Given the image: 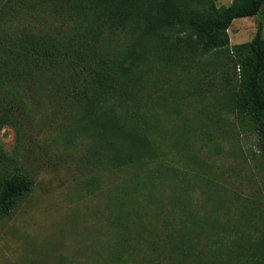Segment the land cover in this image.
<instances>
[{"label": "rangeland", "instance_id": "rangeland-1", "mask_svg": "<svg viewBox=\"0 0 264 264\" xmlns=\"http://www.w3.org/2000/svg\"><path fill=\"white\" fill-rule=\"evenodd\" d=\"M22 22L42 31L58 26L46 15ZM259 23L264 27V9L234 20L231 45L250 41ZM128 43L120 32L100 53L112 63ZM236 73L214 53L178 66L153 64L135 95L155 130L152 159L120 167L91 136H69L75 117L64 89L34 91L16 129L0 128V178L16 164L33 181L31 192L0 217V264H175L179 253L191 255L179 264H233L215 255L211 228L245 231L232 208L244 205L242 198L264 205L256 137L223 107L222 95L237 87ZM216 192L238 201L217 202Z\"/></svg>", "mask_w": 264, "mask_h": 264}, {"label": "trees", "instance_id": "trees-1", "mask_svg": "<svg viewBox=\"0 0 264 264\" xmlns=\"http://www.w3.org/2000/svg\"><path fill=\"white\" fill-rule=\"evenodd\" d=\"M263 9L264 0H232L229 6H219L217 0H0V128L16 129L27 99L51 84L57 91L64 89L70 102L69 114L75 117L70 137L91 136L115 155V167L150 160L149 137L155 130L135 97L147 72L155 63L178 66L214 53L237 71V87L222 95L223 107L255 135L264 176L263 23L248 42L231 45L229 37L234 20L256 17ZM43 15L58 26L42 31L20 23L25 17L38 22ZM123 31L129 36L126 50L108 63L101 44ZM32 188L21 166L5 171L0 217ZM214 198L238 201L236 195L218 192ZM242 202L231 215L240 218L245 231L229 224L212 227L215 255L224 253L233 264H264V205ZM190 256L179 253L175 264Z\"/></svg>", "mask_w": 264, "mask_h": 264}, {"label": "crops", "instance_id": "crops-1", "mask_svg": "<svg viewBox=\"0 0 264 264\" xmlns=\"http://www.w3.org/2000/svg\"><path fill=\"white\" fill-rule=\"evenodd\" d=\"M231 2H232V0H231ZM231 2H230V4H231ZM217 4H218V0H217ZM229 4V5H230ZM229 5H227V6H229ZM225 6V5H224ZM234 31H235V33H237L238 32V30L237 29H234ZM229 37H230V35H229Z\"/></svg>", "mask_w": 264, "mask_h": 264}]
</instances>
